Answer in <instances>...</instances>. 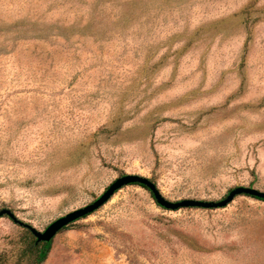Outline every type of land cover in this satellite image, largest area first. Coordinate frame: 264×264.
<instances>
[{"label": "rangeland", "instance_id": "obj_1", "mask_svg": "<svg viewBox=\"0 0 264 264\" xmlns=\"http://www.w3.org/2000/svg\"><path fill=\"white\" fill-rule=\"evenodd\" d=\"M264 190V0H0V209L39 230L117 177ZM0 218V264H37ZM40 264H264V201L128 184Z\"/></svg>", "mask_w": 264, "mask_h": 264}, {"label": "water", "instance_id": "obj_2", "mask_svg": "<svg viewBox=\"0 0 264 264\" xmlns=\"http://www.w3.org/2000/svg\"><path fill=\"white\" fill-rule=\"evenodd\" d=\"M131 183H141L146 185L156 200V202L169 210H177L183 207H199V208H222L232 202L239 195H250L264 199V190L249 185H238L230 189L227 194L219 200H205L197 198H183L179 200H170L166 198L158 189L156 183L149 177L136 174L126 173L117 177L96 199L92 202L75 208L66 214L53 220L44 230H39L28 222L20 220L9 207L0 209V218L4 215L9 216L14 222L28 228L37 238L38 241L51 240L63 227L71 222L92 213L103 206L114 193L125 185Z\"/></svg>", "mask_w": 264, "mask_h": 264}, {"label": "trees", "instance_id": "obj_3", "mask_svg": "<svg viewBox=\"0 0 264 264\" xmlns=\"http://www.w3.org/2000/svg\"><path fill=\"white\" fill-rule=\"evenodd\" d=\"M133 184H136V185H139V186H142V187L146 188L151 193L152 197L154 198L153 193L151 192V190L146 185L141 184V183H133ZM246 196H249V197L264 201V199H261V198L255 197V196H250V195H246ZM160 207H162V206H160ZM162 208H164V207H162ZM164 209H166V208H164ZM88 215H85V216H83L81 218H85ZM81 218H79V219H81ZM65 227H63V228H65ZM27 234L29 235V241L27 243L28 247H27L26 250H28V252L31 253L35 257L36 263L40 264V263H42L43 261L46 260L48 254H49V252L51 250V247H52V239L53 238L51 240H49V241H38L36 236L28 228H27Z\"/></svg>", "mask_w": 264, "mask_h": 264}]
</instances>
